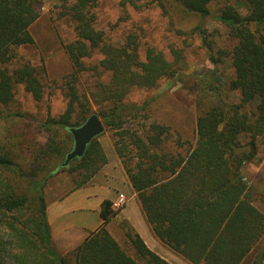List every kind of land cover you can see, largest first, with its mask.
Wrapping results in <instances>:
<instances>
[{"label":"trees","instance_id":"16d2710c","mask_svg":"<svg viewBox=\"0 0 264 264\" xmlns=\"http://www.w3.org/2000/svg\"><path fill=\"white\" fill-rule=\"evenodd\" d=\"M38 1L0 0V120L11 116L3 110L13 102L17 85L36 102L44 97L38 69L17 62V50L34 43L29 28L39 16ZM98 1L64 5L63 15L73 22L75 32L74 40L64 46L71 70L59 86L66 100L64 111L41 124L49 135L46 142L31 147L29 161L17 160L0 147V264H170L125 219L120 228L128 248L118 242L106 227L118 213L108 199L100 204L101 225L96 230L65 254L52 248L44 191L49 180L62 172L77 175L72 190L78 189L107 163L97 136L82 157L61 165L73 146L68 128L79 126L91 113L114 135V150L153 235L191 264H241L264 235V214L255 205L264 203V190L241 175V167L256 156L259 139L264 140V0H233L214 15L234 41L225 53L233 76L223 81L212 73L213 82H207V74L199 73L204 82L196 101L194 142L149 121L153 99L125 102L133 89H151L161 79L174 78L185 58V42L181 47L168 45V55L141 43L135 32L111 42L95 25ZM212 1L119 4L139 12L157 8L171 25L198 17L188 31L192 34L210 16ZM173 30L179 37L187 34L184 27ZM199 33L211 53L205 30ZM218 60L210 55L211 63ZM230 91L239 93L237 102L229 101ZM260 255L252 264H262L264 250Z\"/></svg>","mask_w":264,"mask_h":264},{"label":"rangeland","instance_id":"374dc122","mask_svg":"<svg viewBox=\"0 0 264 264\" xmlns=\"http://www.w3.org/2000/svg\"><path fill=\"white\" fill-rule=\"evenodd\" d=\"M73 2L75 0H39L37 4L39 16L29 28L34 43L17 50V62H26L36 67L45 88L43 99L36 102L23 89L22 85H17L13 102L3 110L4 115L11 114V116L0 120V147H4L3 150L9 149L16 155L17 160L23 161L24 157H27V161H29L31 147L33 145L41 146L49 136L48 132L42 128V122L47 117L58 116L65 109L66 100L59 86L62 78L70 72L71 64L64 46L74 40L75 32L73 22L63 15L62 11L64 5H70ZM228 3L234 4L233 0H213L209 4L210 16L202 19L200 29L192 34L188 31L199 22L198 17L180 20L176 25H171L157 8L139 12L131 7H122L119 0H99L93 9L97 29L102 30L106 39L111 42H121L129 32H135L139 35L141 43L146 42L154 45L167 55L168 45L176 44L179 47L187 45L184 53L185 58L174 78L161 79L157 86L151 89H133L125 102L142 104L146 99H153L148 112L149 121L165 124L171 129L172 135H181L183 139L192 142L196 136V101L200 96V84L204 82L202 77L198 76L199 73L207 74L204 78L207 82H213L212 73L223 81H227L233 76L230 56L225 53L230 51L234 41L229 39L227 27L214 18L219 9ZM237 7L242 14L246 12L243 4L239 3ZM174 26L184 27L188 37H185L186 35L179 37L173 30ZM202 30H205V39L212 45L211 53L204 46L203 35L199 33ZM210 55L218 57L219 60L215 64L211 63ZM100 58V54L95 56V60ZM227 94L229 101H238V92L230 91ZM96 109L97 106L92 105V111H96ZM14 114L20 116H12ZM97 139L107 157L106 164L109 161L111 164H105L85 186L106 182V175L110 174L107 171L113 161L118 158L113 147L114 135L111 131L105 129ZM118 161H120L119 158ZM241 175L256 188L264 190V140L259 139L258 152L252 161L246 162L241 167ZM78 178L77 175L73 178V175L67 172H62L51 178L44 190L46 201H50L51 198H59L72 191L75 187L73 179ZM77 193L80 194V192ZM255 205L264 214V203L255 202ZM66 217L69 219L68 221L76 223L75 226H77L84 215L68 214ZM89 219V224H92L99 218L91 216ZM121 220L118 217H113L107 229L123 247L128 248L120 228ZM72 230L84 232L77 227ZM150 233L152 238L148 239V246L160 257L170 264H191L158 240L151 230ZM51 246L57 250L56 244L53 243ZM67 247L65 245L64 249ZM70 250L72 249L66 250L65 253ZM263 250L264 235L241 264H252ZM62 252L64 251H59L60 254H65ZM128 252L133 254L131 249H128ZM262 257V264H264V255Z\"/></svg>","mask_w":264,"mask_h":264},{"label":"crops","instance_id":"0c3cea01","mask_svg":"<svg viewBox=\"0 0 264 264\" xmlns=\"http://www.w3.org/2000/svg\"><path fill=\"white\" fill-rule=\"evenodd\" d=\"M110 164L109 161L106 165ZM107 172L110 174L106 175V182L80 187L64 196L51 198L50 201H47L46 217L50 229L51 245L56 244L57 252L64 251L62 253H65L66 250L73 249L86 237L87 233L97 229L101 225L99 217L101 202L106 199L114 202L119 194L125 195L126 203L122 209L118 210L114 218L125 219L148 246V239L152 238L150 226L118 158L113 161ZM68 214L84 215V217L75 226L76 223L68 221L69 219L66 217ZM91 216H98L99 219L89 224ZM108 226L109 224L106 227L108 228ZM76 227L84 232L73 231L72 229ZM65 245L66 247L68 245L66 249H64Z\"/></svg>","mask_w":264,"mask_h":264},{"label":"water","instance_id":"95a60500","mask_svg":"<svg viewBox=\"0 0 264 264\" xmlns=\"http://www.w3.org/2000/svg\"><path fill=\"white\" fill-rule=\"evenodd\" d=\"M68 131L72 136L73 146L66 154L61 164L63 166L83 156L88 144L104 132V124L95 113H91L79 126L69 127Z\"/></svg>","mask_w":264,"mask_h":264},{"label":"built area","instance_id":"2783aa9c","mask_svg":"<svg viewBox=\"0 0 264 264\" xmlns=\"http://www.w3.org/2000/svg\"><path fill=\"white\" fill-rule=\"evenodd\" d=\"M126 203V197L124 194H119L116 201L113 202L114 209H120Z\"/></svg>","mask_w":264,"mask_h":264}]
</instances>
